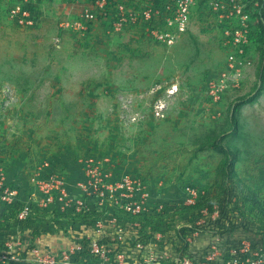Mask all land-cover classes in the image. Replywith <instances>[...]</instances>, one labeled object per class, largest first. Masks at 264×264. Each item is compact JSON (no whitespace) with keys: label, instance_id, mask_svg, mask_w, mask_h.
<instances>
[{"label":"rangeland","instance_id":"obj_1","mask_svg":"<svg viewBox=\"0 0 264 264\" xmlns=\"http://www.w3.org/2000/svg\"><path fill=\"white\" fill-rule=\"evenodd\" d=\"M11 1L0 0V166L9 181L32 192L30 178L47 175L46 162L73 185L88 162L115 179L131 175L137 183L133 207L141 211L133 219L118 217L121 238L104 218L110 251L98 264H264V214L244 205L240 193L246 186L264 203V87L260 97L237 106L261 85L264 41L245 47L249 63L238 83L230 76L228 89L213 102L210 86L233 48L205 2L194 9L181 39L168 46L144 39L136 27L119 34L63 30L67 0H44L41 23L20 28L8 19ZM173 84L178 92L166 99V113L155 116L158 98ZM215 141L230 147L234 178L224 177ZM237 208L245 212L247 229L222 232L221 223L242 220ZM59 223L41 233L42 241L50 240L45 247L41 242L44 254L95 236L94 224ZM28 232L27 246L39 235ZM62 240L70 244L44 250ZM93 262L85 251L73 261Z\"/></svg>","mask_w":264,"mask_h":264},{"label":"built area","instance_id":"obj_2","mask_svg":"<svg viewBox=\"0 0 264 264\" xmlns=\"http://www.w3.org/2000/svg\"><path fill=\"white\" fill-rule=\"evenodd\" d=\"M43 1L12 0L7 9L9 21L24 29L36 27L42 20ZM67 1V17L60 23L63 30H71L79 35L98 29L103 34H119L136 27L144 39L168 46L181 39L189 28L194 9L201 1L205 2L217 19L225 42L233 48L227 57L225 71L210 86L209 97L213 102H218L228 89L230 76H236L235 83H238L242 69L249 63L245 58V47L250 45L254 34V12L259 6L258 0ZM59 42L60 38L57 37L55 44ZM178 87L177 84L171 85L158 98L153 110L155 116L166 113L165 101L178 92ZM43 168L49 169V173L30 178L32 187H35L31 192L11 183L0 166V264H74L75 256L84 251L92 256V264H98L97 261L103 260L110 251L104 239L108 237L104 218L108 217L118 238H121L124 231L118 217L129 215L133 219L141 211L140 206L133 207V195L137 193L135 179L131 175L115 179L108 169L88 162L83 164L84 178L73 185L61 172H55L52 163H44ZM188 196L190 203L194 202L193 190L188 191ZM57 213H95L97 217L92 222H77L84 227L89 223L94 224L95 236L89 237L87 243H75L61 253L44 254L40 250L39 239L43 230L48 232L56 224H62L55 218ZM30 225H35L38 230H28ZM28 231L39 233L31 237L34 243H28L31 246L29 251L26 244L30 234ZM253 264L256 263L253 261Z\"/></svg>","mask_w":264,"mask_h":264},{"label":"trees","instance_id":"obj_3","mask_svg":"<svg viewBox=\"0 0 264 264\" xmlns=\"http://www.w3.org/2000/svg\"><path fill=\"white\" fill-rule=\"evenodd\" d=\"M259 2V6L258 8L255 10L254 12V16L257 17V31H256V27H255V32L254 35L251 38V43L256 39H260L262 41H264V0H258ZM255 36V37H254ZM257 77L258 80L260 82V87H255V93L251 96V97H241L238 99V104L239 105H243L246 103H250L252 102L254 99L258 98L261 96L262 91H263V87H264V48L262 50V59L260 62V65L258 67V73H257ZM232 123H233V130L235 128V120L232 119ZM212 147L219 153H223L224 155V159H223V167L224 170L223 171H227V174H225V178H234L236 176V172L234 170V161L232 160V158L230 157V147L228 145L225 144H221L219 142H213L212 143ZM241 190V194L242 197L241 199H243L244 205H249L251 206L256 212L258 213H263L264 214V203L258 198V196L248 187L244 186V187H240ZM246 191V193H245ZM232 197V195H231ZM223 201L220 204V208H221V212L224 211V209H227V206L229 205V196L227 195L226 197H223ZM243 208V207H242ZM237 214L239 212L238 215H240V218L242 220H240L239 223H234V221L229 220L227 223H221L219 225V228L221 230H223L222 232H230L232 229L233 230H237L239 228H242L243 230L247 229V223H246V217H245V212L242 211L241 208H237L236 209ZM97 217V215L95 213H82V214H73V215H64V214H56V219L57 220H64L66 222H80V221H87V222H92V220H94ZM221 219V218H220ZM222 234V233H221ZM183 240H184V249L188 248V242L186 241L185 235L183 234L182 236Z\"/></svg>","mask_w":264,"mask_h":264},{"label":"crops","instance_id":"obj_4","mask_svg":"<svg viewBox=\"0 0 264 264\" xmlns=\"http://www.w3.org/2000/svg\"><path fill=\"white\" fill-rule=\"evenodd\" d=\"M49 18V17H48ZM44 21H45V17H44ZM43 21V22H44ZM42 22V23H43ZM20 185V184H19ZM22 186V185H21ZM23 188H25L24 186H22ZM43 232V231H42ZM46 232V231H45ZM48 233H46V235H47ZM42 238H43V235L41 234V237H40V241H39V245H40V248H42L41 246V242H43V246L45 247V245H47V244H50L49 243V241L50 240H48V239H43V241H42ZM45 244V245H44ZM68 244H70V243H68V241H66V240H62V242L61 243H58V244H54V245H48V248H44V250H58V248H63V247H65V246H67ZM50 246V247H49Z\"/></svg>","mask_w":264,"mask_h":264}]
</instances>
